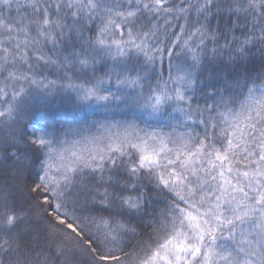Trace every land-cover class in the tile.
Here are the masks:
<instances>
[{"label":"snow or ice","instance_id":"obj_1","mask_svg":"<svg viewBox=\"0 0 264 264\" xmlns=\"http://www.w3.org/2000/svg\"><path fill=\"white\" fill-rule=\"evenodd\" d=\"M0 264H264V0H0Z\"/></svg>","mask_w":264,"mask_h":264},{"label":"trees","instance_id":"obj_2","mask_svg":"<svg viewBox=\"0 0 264 264\" xmlns=\"http://www.w3.org/2000/svg\"><path fill=\"white\" fill-rule=\"evenodd\" d=\"M49 119L55 120V119H57V117H55V116H50Z\"/></svg>","mask_w":264,"mask_h":264}]
</instances>
